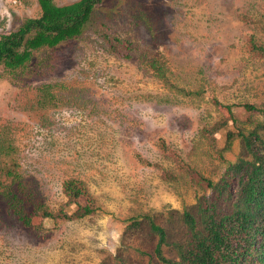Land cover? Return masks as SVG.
Masks as SVG:
<instances>
[{
    "label": "rangeland",
    "instance_id": "rangeland-1",
    "mask_svg": "<svg viewBox=\"0 0 264 264\" xmlns=\"http://www.w3.org/2000/svg\"><path fill=\"white\" fill-rule=\"evenodd\" d=\"M40 15L38 0H0V34ZM95 18L23 69L0 67V136L13 146L0 178L15 164L36 200L70 214L87 201L68 202L63 183L79 178L97 206L46 219L26 203L27 224L0 197V264H168L151 222L176 260L185 210L200 219L215 200L227 212L238 192L229 167L249 154L228 132L264 135V112L245 107L264 108V56L252 46L264 43V0H105ZM48 84L54 97L41 102ZM224 179L232 200L207 187Z\"/></svg>",
    "mask_w": 264,
    "mask_h": 264
},
{
    "label": "trees",
    "instance_id": "trees-1",
    "mask_svg": "<svg viewBox=\"0 0 264 264\" xmlns=\"http://www.w3.org/2000/svg\"><path fill=\"white\" fill-rule=\"evenodd\" d=\"M105 0H77L59 5L54 0H38L41 15L26 18L18 29L0 34V67L9 70L23 69L33 57L35 51L44 47H56L61 42L81 36L96 21L98 5ZM95 18V20H94ZM253 50L264 56V43L252 40ZM151 67L165 73L161 65L154 61ZM41 102H48L54 97L50 85L41 88ZM249 110L264 112L253 104H245ZM264 129V124L261 125ZM6 132L0 136V156L9 155L13 146L5 139ZM208 135H210L208 133ZM239 135L243 138L247 158H241L232 164L229 170L240 173L238 192L232 201L231 209L221 211L217 201L203 203L199 209L200 219L188 210L184 212V222L189 231L186 241L175 242L173 246L177 259L167 258L163 245L167 243L164 228L153 221L152 229L158 234L156 254L168 264H264V135L257 129L248 133L228 132V142ZM5 179L0 178V197L20 219L29 224L32 215L26 214V203L33 204L34 213L44 218L85 217L97 209L95 198L87 185L79 178H69L63 183V191L68 202L77 203L80 197L86 198L73 213L63 209L52 210L39 200L26 186L15 164L7 166ZM190 167L187 166V170ZM7 180L9 183H7ZM17 185V188L14 186ZM207 187L214 189L217 195L230 197V181L222 183L207 180ZM231 196V197H233ZM230 197V199H231ZM232 200V199H231Z\"/></svg>",
    "mask_w": 264,
    "mask_h": 264
}]
</instances>
